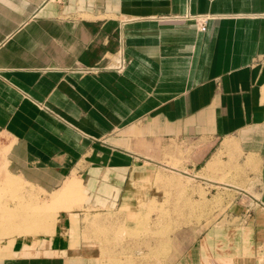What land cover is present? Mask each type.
<instances>
[{"label": "crops", "instance_id": "crops-1", "mask_svg": "<svg viewBox=\"0 0 264 264\" xmlns=\"http://www.w3.org/2000/svg\"><path fill=\"white\" fill-rule=\"evenodd\" d=\"M0 134L1 185L75 179L82 202L65 236L0 248V264H104L75 207L137 212L170 162L239 194L167 264H264V0H0ZM229 159L236 183L219 180Z\"/></svg>", "mask_w": 264, "mask_h": 264}, {"label": "rangeland", "instance_id": "rangeland-1", "mask_svg": "<svg viewBox=\"0 0 264 264\" xmlns=\"http://www.w3.org/2000/svg\"><path fill=\"white\" fill-rule=\"evenodd\" d=\"M0 140L5 142L2 134ZM4 153L5 150L0 146L1 171L6 166ZM229 160V166L224 163L220 166L219 180L225 182L226 178H233L234 181L229 182L236 183L242 169L232 166V160ZM169 166L158 167L147 186L151 188L152 200L135 209L137 212L83 208L80 205L75 207L77 212L82 211L80 216L83 217L84 238L102 243L104 264H167L166 260L174 247L173 238L180 231L211 225L213 218L230 212L224 205L233 202L235 194L239 193L221 192L222 185L194 179L190 174H203L188 170L179 162H170ZM9 182L17 183L16 179L9 176L2 185L0 183V248L22 240L29 242L42 237L65 236L73 206L82 203L75 188H71L76 184L75 179L58 189L61 190L60 195L58 190L48 193L28 184L24 190L31 189L32 193L12 190L6 187ZM67 183L72 184L68 187ZM240 196L248 199L242 194ZM8 217L14 220H7ZM230 220H223L218 225L230 224ZM77 225L79 230L81 224L78 222ZM24 231L28 233L26 238L21 236Z\"/></svg>", "mask_w": 264, "mask_h": 264}, {"label": "built area", "instance_id": "built-area-1", "mask_svg": "<svg viewBox=\"0 0 264 264\" xmlns=\"http://www.w3.org/2000/svg\"><path fill=\"white\" fill-rule=\"evenodd\" d=\"M187 18L189 19H203L202 16H193V15H189L187 16ZM203 21V20H202ZM128 64V59L125 57L124 53L122 51H119L117 54H116V61L115 63L110 66L112 69L118 71V72H122L125 70L126 66Z\"/></svg>", "mask_w": 264, "mask_h": 264}, {"label": "bare ground", "instance_id": "bare-ground-1", "mask_svg": "<svg viewBox=\"0 0 264 264\" xmlns=\"http://www.w3.org/2000/svg\"><path fill=\"white\" fill-rule=\"evenodd\" d=\"M59 191V190H58ZM60 193H61V190L58 192V194L60 195ZM57 194V193H56Z\"/></svg>", "mask_w": 264, "mask_h": 264}]
</instances>
